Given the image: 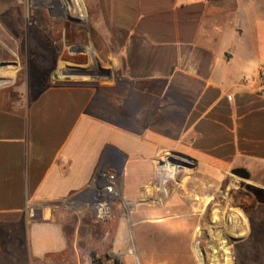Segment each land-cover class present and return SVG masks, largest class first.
Instances as JSON below:
<instances>
[{
	"label": "crops",
	"instance_id": "0c3cea01",
	"mask_svg": "<svg viewBox=\"0 0 264 264\" xmlns=\"http://www.w3.org/2000/svg\"><path fill=\"white\" fill-rule=\"evenodd\" d=\"M110 7L109 22L122 32L113 64L105 63L107 81L43 88L19 84L23 65L0 69V235L25 247L28 264L69 252L58 211L91 187L103 163L122 161L120 183L135 210L159 191L146 189L154 174L138 178L135 192L129 177L154 172L168 152L191 159L185 178L245 169L263 198L256 208H264V0H113ZM103 35L112 44L113 32ZM4 38L21 35L0 30L8 49ZM182 215L175 230L184 238L192 218ZM74 253L80 257L76 245Z\"/></svg>",
	"mask_w": 264,
	"mask_h": 264
},
{
	"label": "rangeland",
	"instance_id": "374dc122",
	"mask_svg": "<svg viewBox=\"0 0 264 264\" xmlns=\"http://www.w3.org/2000/svg\"><path fill=\"white\" fill-rule=\"evenodd\" d=\"M111 2L0 0V30L12 29L21 35L1 40L15 54L0 44V62H16L26 68L19 75V84L27 80L44 88L54 83L107 81L111 68L105 63L113 64L109 53L120 46L122 32L119 24L109 22ZM106 30L113 32L112 44L104 39ZM94 68L99 74H93ZM114 73L120 70L116 68ZM172 157L191 165L173 163ZM113 162L123 169L121 160ZM192 164L184 155L168 152L156 162L154 172L148 167L143 176H137L133 170L131 177L137 180L129 177V191H136L138 178L150 180L154 174L156 180L149 181L146 189L159 193L139 199V209L135 210L119 181L123 197L114 201L104 220L82 206L92 195L94 183L82 195L64 201L57 219L69 237V252L49 257L47 264H92L91 253L102 264H264V208H256L263 198L257 199L258 190L249 182L253 178L244 179L232 172L226 178H185V173L193 170ZM106 165L100 166L98 174ZM167 165L175 173L162 180L160 174ZM123 175L121 170L119 180ZM188 201L192 213L189 210L187 214ZM183 212L193 222L187 220L184 238L180 236L183 230H175L183 222ZM156 227L165 231L151 234ZM140 235L171 240L156 244ZM28 259L24 246L0 235V264H28Z\"/></svg>",
	"mask_w": 264,
	"mask_h": 264
},
{
	"label": "built area",
	"instance_id": "2783aa9c",
	"mask_svg": "<svg viewBox=\"0 0 264 264\" xmlns=\"http://www.w3.org/2000/svg\"><path fill=\"white\" fill-rule=\"evenodd\" d=\"M262 87L264 88V74H262ZM262 92L264 93V89ZM121 170L123 169L116 167L114 162L107 164L95 179L89 200L82 203L83 207L93 209L99 220L109 217L114 201L122 196L118 191Z\"/></svg>",
	"mask_w": 264,
	"mask_h": 264
},
{
	"label": "water",
	"instance_id": "95a60500",
	"mask_svg": "<svg viewBox=\"0 0 264 264\" xmlns=\"http://www.w3.org/2000/svg\"><path fill=\"white\" fill-rule=\"evenodd\" d=\"M9 65H14L16 66L17 63L16 62H0V69L1 68H6ZM188 160H191L190 158L186 157ZM170 161L179 165H183V166H187L189 167L191 164L189 162L183 161V160H175L173 157L170 158ZM233 174L244 178V179H249L250 178V174L245 170V169H236L232 172Z\"/></svg>",
	"mask_w": 264,
	"mask_h": 264
},
{
	"label": "bare ground",
	"instance_id": "6f19581e",
	"mask_svg": "<svg viewBox=\"0 0 264 264\" xmlns=\"http://www.w3.org/2000/svg\"><path fill=\"white\" fill-rule=\"evenodd\" d=\"M173 173H175L174 169L171 168L170 165H167V167H165L164 169H162V172L160 174V179L164 180V179L170 178ZM165 175H166V178H165Z\"/></svg>",
	"mask_w": 264,
	"mask_h": 264
},
{
	"label": "trees",
	"instance_id": "16d2710c",
	"mask_svg": "<svg viewBox=\"0 0 264 264\" xmlns=\"http://www.w3.org/2000/svg\"><path fill=\"white\" fill-rule=\"evenodd\" d=\"M92 264H102V260L97 258L95 253H91Z\"/></svg>",
	"mask_w": 264,
	"mask_h": 264
}]
</instances>
